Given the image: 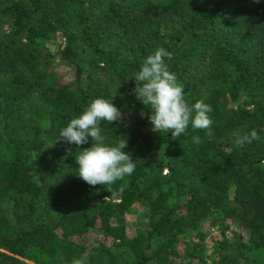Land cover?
<instances>
[{
    "label": "trees",
    "instance_id": "16d2710c",
    "mask_svg": "<svg viewBox=\"0 0 264 264\" xmlns=\"http://www.w3.org/2000/svg\"><path fill=\"white\" fill-rule=\"evenodd\" d=\"M60 39L56 53L43 43ZM161 47L188 103L206 97L211 105V137L191 124L177 139L153 130L134 78ZM98 97L122 113L102 122L105 142L125 138L136 164L111 186L78 176L75 158L90 137L79 146L58 140ZM253 129L259 140L235 144L233 133ZM138 201L147 218L129 237L124 215ZM205 222L230 233L210 264H256L251 250L264 248V0H0V264H179L169 257L186 234L185 255L209 264Z\"/></svg>",
    "mask_w": 264,
    "mask_h": 264
},
{
    "label": "clouds",
    "instance_id": "9594fccd",
    "mask_svg": "<svg viewBox=\"0 0 264 264\" xmlns=\"http://www.w3.org/2000/svg\"><path fill=\"white\" fill-rule=\"evenodd\" d=\"M171 55L161 47L143 60L134 78L136 97L144 105L151 107L149 120L154 131L170 132L172 139H177L191 124L193 129L206 130V136L211 137L213 121L209 113L213 109L210 104L205 103L206 97H202L194 104L188 103L183 85L178 82L176 75L169 70L165 62V58L170 59ZM120 119L122 113L112 103V99L98 97L60 130L58 140L68 144L79 146L88 143L89 137L91 138V146L80 150L75 158L79 178L90 186H111L135 171V160L131 154L123 151L127 147V140L123 138L110 145L105 142V136L102 135V122L112 124ZM233 135L237 146L251 144L254 140L260 139L255 129L248 133L237 131ZM193 142L199 144L202 141L200 137L194 136ZM123 191L124 187L121 186L112 191V195L122 196ZM72 264H85V261L74 259Z\"/></svg>",
    "mask_w": 264,
    "mask_h": 264
},
{
    "label": "rangeland",
    "instance_id": "374dc122",
    "mask_svg": "<svg viewBox=\"0 0 264 264\" xmlns=\"http://www.w3.org/2000/svg\"><path fill=\"white\" fill-rule=\"evenodd\" d=\"M44 45L48 48V50L52 53H56L57 50L64 45V39H60V41H43ZM55 67L58 68L59 72H63L66 75V78L71 79L72 70L68 67H65L62 63H56ZM179 83L180 80L177 79ZM182 84V83H181ZM81 85L83 87H86V79L85 76L82 77ZM124 118L130 122V117H126V115H123ZM144 116V109H139L138 111V117L141 118ZM42 126H47V119L44 118L41 121ZM47 149L52 151L53 148L51 145H47ZM169 150H172L173 148L169 147ZM3 211L5 214L12 220L11 216V203L9 201H6L2 205ZM148 213V207L145 202L138 201L134 203L131 207V209L125 213L124 215V224H125V230L129 237H132L136 234V229L138 228L139 224L141 222H144L147 218ZM221 213H217V216H220ZM203 231H204V238L202 241L203 245V256L207 260V262L210 264L211 257L214 253V251L217 249L219 242L223 239L224 235L230 236L229 231H223L219 225H209L208 222L203 223ZM92 235L94 238L99 239L103 241L105 244H107L111 249L119 252H123L124 248L121 246H117L112 239L107 237L102 231L100 230H93ZM190 237L189 234L186 235H180L177 241L175 242V249L177 250L178 254L176 256H170L169 259L171 261L177 262L179 264H200L198 259H192L185 255V241L188 240ZM251 254L255 258L256 264H264V248H252ZM147 264H155V261L152 260L148 262Z\"/></svg>",
    "mask_w": 264,
    "mask_h": 264
}]
</instances>
